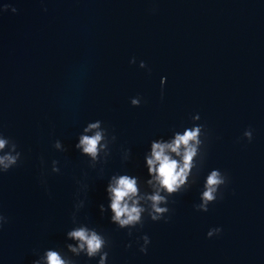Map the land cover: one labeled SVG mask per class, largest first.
<instances>
[{
  "label": "water",
  "instance_id": "95a60500",
  "mask_svg": "<svg viewBox=\"0 0 264 264\" xmlns=\"http://www.w3.org/2000/svg\"><path fill=\"white\" fill-rule=\"evenodd\" d=\"M4 4L17 11L0 15V134L21 156L0 174L7 221L0 225V264H33L50 249L74 264H98V257L66 252L75 243L66 234L79 201L78 222L110 241L106 264H264V0ZM197 114L204 143L185 184L168 198L169 213L159 222L145 216L129 236L110 223L109 179L127 174L146 191L151 142L182 134ZM97 120L116 140L107 161L92 168L74 146ZM248 129L251 142L243 138ZM56 141L65 151L53 148ZM215 169L228 182L199 212ZM214 228L220 234L207 238ZM144 235L150 243L142 254Z\"/></svg>",
  "mask_w": 264,
  "mask_h": 264
},
{
  "label": "clouds",
  "instance_id": "9594fccd",
  "mask_svg": "<svg viewBox=\"0 0 264 264\" xmlns=\"http://www.w3.org/2000/svg\"><path fill=\"white\" fill-rule=\"evenodd\" d=\"M11 11L16 13L17 9L8 4L0 6V15L4 12ZM135 63V58L129 61ZM139 68L145 69L146 65L140 62ZM165 78H161V99H163V86ZM141 98L139 96L132 98L130 104L133 107L140 106ZM193 126L184 128L182 134L176 132L174 138L168 142L153 141L151 142V153L145 157L148 175L151 179L146 181L145 189L141 190L138 178L123 174L112 175L106 187V195L110 203L107 209L110 210V223L118 229H128V235H132V229L142 227L144 218L147 216L152 222H159L169 213L167 207L173 193H178L180 186L185 181L193 168V158L200 151L204 140L201 136L205 134L204 125L197 124L200 119L199 115L192 116ZM91 133V134H89ZM243 138L251 142L253 133L251 129L245 130ZM116 140L115 136L109 135L108 130L102 126V122L97 120L89 122L83 128V133L78 136V142L75 149L81 156L86 157L89 167L94 168L98 162L104 163L110 155V145ZM53 148L60 152L65 151L60 141L53 144ZM20 152L17 151V144L9 138L0 134V174L8 172L15 167L20 160ZM128 152L124 153V159L127 160ZM58 161H52V173H58ZM228 182V177L220 170H211L206 176L202 194L199 197L200 203L196 205L199 212H207L208 206L216 202L218 196L222 197L220 191ZM86 187V186H83ZM72 213L71 220L73 227L67 232L66 238L75 243L65 245L66 252L71 253L72 257L85 256L92 260L98 257V264H106L110 241L107 237L95 228H90L86 224L78 222L77 212L83 207V201H79ZM101 214L105 212V206L99 205ZM6 218L0 215V225L6 223ZM167 222V221H165ZM220 228L210 229L207 232V238L219 235ZM142 241L139 251L142 254L147 252L150 243L147 235L141 236ZM137 241V243H139ZM132 245H125L130 248ZM38 258L33 264H74V261L64 252L59 250H47L43 255L37 254Z\"/></svg>",
  "mask_w": 264,
  "mask_h": 264
}]
</instances>
